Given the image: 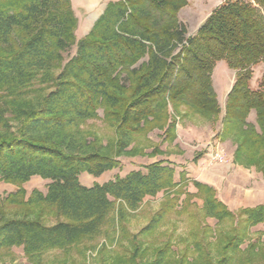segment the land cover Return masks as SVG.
I'll return each mask as SVG.
<instances>
[{"label":"trees","instance_id":"trees-1","mask_svg":"<svg viewBox=\"0 0 264 264\" xmlns=\"http://www.w3.org/2000/svg\"><path fill=\"white\" fill-rule=\"evenodd\" d=\"M186 5L110 0L77 40L71 0H0V180L19 186L0 201L24 207L18 216L0 214V249L21 246L35 264L49 250L94 239L114 212L121 221L144 197L163 191L177 199L188 183L205 216L236 221L220 259L203 264H222L248 228L264 222V202L234 213L212 186L189 180L186 171L175 181L166 160L101 184L79 180L83 172L99 176L119 167L118 156L129 154L133 136L147 128L163 129L174 140L176 118L188 114L220 120L216 136L235 144L234 162L264 172V70L258 88H250L253 67L264 68V0H224L193 35L178 18ZM72 46L76 52L65 60L62 53ZM220 61L235 72L222 116L212 84ZM99 108L114 128L105 144L81 128ZM252 111L254 122L248 121ZM32 176L49 181L46 192L33 189L24 200L20 185ZM158 251L157 259L142 264H161L166 251Z\"/></svg>","mask_w":264,"mask_h":264},{"label":"rangeland","instance_id":"rangeland-1","mask_svg":"<svg viewBox=\"0 0 264 264\" xmlns=\"http://www.w3.org/2000/svg\"><path fill=\"white\" fill-rule=\"evenodd\" d=\"M108 1L110 0H71L77 17V40L88 33ZM223 1L187 0V5L178 13L179 20L187 28V34L193 35L212 10ZM75 52L76 46H72L62 53L63 58L66 60ZM215 66L221 76L222 88L225 91L230 90L235 72L223 61ZM263 70L261 63L253 67L251 89L258 88ZM227 93L222 94L218 89L216 92L221 116ZM194 116L196 133H183L185 139H178L177 125L184 123L183 118H176V137L172 141L165 138L163 129L147 128L133 136L128 147L129 154L118 156L119 167L99 176L83 172L79 175L80 182L86 186L101 184L123 177L131 170H143L146 164L153 161L166 160L174 166L175 181H179L181 171H186L189 180L195 179L212 186L217 199L234 213L241 208L263 203L264 172L253 166L245 167L234 162L235 144L230 139L220 141L216 136L221 129L220 120L213 123ZM254 118L252 111L248 121L254 122ZM81 128L84 132L97 136L103 144L115 137L114 128L104 120L102 108L97 110L94 118L82 124ZM215 152L221 153L226 162L213 161L211 156ZM197 154H200V158L194 161ZM48 182L39 176H32L22 183L20 187L25 191L24 200L33 189L46 192ZM18 188L15 184L0 180V200ZM184 191L177 199L170 198L173 194L167 196L163 191L155 196H146L136 209L128 211L125 219L119 221L114 212L112 220L94 239L85 240L65 251L49 250L35 264H142L157 259L159 249L166 251L164 256L162 254L161 264H199L200 260L203 264L209 259L217 262L221 257L225 239L234 232L236 221L218 222L215 218L205 216L203 201L196 195V188L188 183ZM164 208L169 210L164 216L162 214L155 228L145 230L151 219L158 212H163ZM23 211L22 205H10L0 201V214L4 216H18ZM45 220L52 223L55 219L48 215ZM238 247L235 251L225 252L226 261L222 264H264V222L248 228ZM0 264L34 263L24 255L21 246H13L0 249Z\"/></svg>","mask_w":264,"mask_h":264},{"label":"crops","instance_id":"crops-1","mask_svg":"<svg viewBox=\"0 0 264 264\" xmlns=\"http://www.w3.org/2000/svg\"><path fill=\"white\" fill-rule=\"evenodd\" d=\"M230 75H231V73L229 71L228 79H230ZM212 84H213V87H214L216 92H217V89L220 90L222 92V94H226L229 91V89H227L225 91V88H222L221 76L218 73L216 66H215L213 73H212ZM195 118L196 117L194 115H192V116L188 115V116H186V118H183L184 119L183 124L177 125V137H178V139H185L184 134L196 133L197 127H196V124L194 122V120H196ZM210 126L212 127V125H210Z\"/></svg>","mask_w":264,"mask_h":264},{"label":"built area","instance_id":"built-area-1","mask_svg":"<svg viewBox=\"0 0 264 264\" xmlns=\"http://www.w3.org/2000/svg\"><path fill=\"white\" fill-rule=\"evenodd\" d=\"M212 160L215 162L225 163L226 159H224L223 155L219 152H215L212 154Z\"/></svg>","mask_w":264,"mask_h":264}]
</instances>
